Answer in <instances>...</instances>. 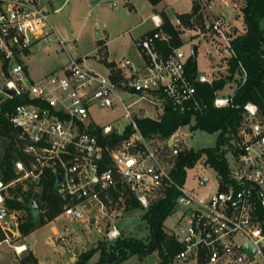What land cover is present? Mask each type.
<instances>
[{
    "label": "built area",
    "instance_id": "1",
    "mask_svg": "<svg viewBox=\"0 0 264 264\" xmlns=\"http://www.w3.org/2000/svg\"><path fill=\"white\" fill-rule=\"evenodd\" d=\"M108 1L116 6L126 0ZM197 2L199 9L190 18L191 23L177 16L171 20L173 26L190 33L193 39L219 44L223 39L229 46L227 12L214 9L219 5L236 9L240 7L238 1ZM51 14L48 0H0V58L11 65L5 87L14 90V94L7 95L29 99L17 104L10 114L24 138L23 149L30 155L29 167L18 160L16 168L37 179L46 173L55 176V191L64 201L61 215L73 220L90 221L91 215L82 204L104 205L102 196L119 183L126 185L144 207L164 195L166 188L175 187L179 191L176 206L182 207L174 231L181 244L175 255L179 264H264V119L257 118L258 105L249 101L244 106L245 115L256 119L243 123L232 141L227 152L228 179L218 173L217 190L206 198H196L175 180V163L166 158L179 154L181 142L169 137L163 143L143 134L137 120L149 116L136 118L123 95L127 92L155 97L162 113L167 106L180 113L201 110L195 82L212 79L205 74L192 76L187 70L195 40L188 38L171 45L172 35L163 28V17L155 13L151 16L154 28L136 40L139 62L129 57L109 59L115 65L108 66L109 72L103 74L88 67L85 57H70L62 68L33 80L24 59L34 45L57 38ZM188 44L191 47L187 52ZM230 101L231 96L219 95L213 100L218 107ZM118 103L131 119L126 129L130 133L124 134L120 142H105L103 138L108 140L117 132L112 125L91 124L90 107H114ZM97 130H101V136ZM14 183L0 178V230L7 242L9 232L19 225L20 211L6 202L12 196L9 186ZM107 234L117 238L121 232L109 225ZM246 242L253 244L254 254L242 247Z\"/></svg>",
    "mask_w": 264,
    "mask_h": 264
},
{
    "label": "rangeland",
    "instance_id": "2",
    "mask_svg": "<svg viewBox=\"0 0 264 264\" xmlns=\"http://www.w3.org/2000/svg\"><path fill=\"white\" fill-rule=\"evenodd\" d=\"M48 8L51 11V22L56 30V39L41 44L34 45L30 52H26L24 59L27 65V74L31 79H37L54 70L62 68L70 59L86 58L85 64L103 74L109 72V67L115 65L114 62H107L110 56L115 59L129 57L135 62H139L140 52L136 40L141 33L154 27L151 15L153 8L166 10L171 17H176L179 13L192 9V0H159L153 3L151 0H126L119 1L118 5H111L108 0H49ZM242 7L245 5L246 0ZM56 9V10H54ZM163 14V11H162ZM237 16V15H236ZM235 18L227 21L225 30L233 25L242 26V19ZM264 28V19L262 20ZM98 32L100 36H98ZM183 40H195L198 44L197 69L194 75L206 74L212 81L229 73L227 58L230 54L226 46V41L212 42L210 39H193L190 33L181 32ZM218 42V41H217ZM191 45L185 46L187 52ZM213 49L212 52L209 49ZM225 54V55H224ZM6 63V65H5ZM11 65L0 58V90L5 87L6 81L10 78L9 70ZM236 88L234 81H230L222 89L217 90L219 96H231ZM125 102L132 114L139 118L141 116L159 117L163 111L161 105L155 97L150 95L123 92ZM8 97L5 93L4 98ZM90 115L94 125H112L118 135L123 136L126 129L131 125V119L125 116V108L120 104L114 107H101L92 105ZM245 115V111H244ZM257 118L264 119L259 110ZM245 115L241 121L243 123L254 121ZM196 122L195 115L192 116L188 124L181 126L170 138H176L181 143V150L194 149L200 151L205 148H212L218 144V131H208L201 128H192ZM164 143L165 138L159 136H149ZM115 140L111 143H117ZM110 142V141H109ZM165 149H167L165 147ZM2 147L0 146V152ZM229 153H226L228 156ZM176 156H167L171 163L176 162ZM16 165V164H15ZM30 163L26 166L29 167ZM17 177L13 186L23 184L28 188L32 184L35 190H39V178L33 175L25 176L24 171H19L15 166ZM219 171L212 166L205 155H202L194 165L186 169L184 181L185 188L196 198H206L218 188ZM209 177L208 180H204ZM104 194V205L100 203H83L84 210L95 217L94 222L89 220H73L66 215H61L62 211L52 220L39 225L29 234L24 236L19 234V229L9 232V242H0V264H19L22 257L27 255L29 249L37 255L42 264H71L75 261L74 255L79 257L82 252L99 247V244H111L116 238H110L107 234L109 225H115L123 235H131L138 238H145L148 233V226L143 214L147 207L138 202L133 204L126 201L122 191ZM38 196L30 200L32 216L37 223H40L41 216L47 220L46 209L41 208ZM41 204L43 200L41 199ZM85 204V205H84ZM19 213V218L21 216ZM182 214V207L175 206L173 212L165 219V225L169 233H174L178 228V218ZM6 237V235H5ZM26 244L27 248L18 252L15 245ZM71 253V254H70ZM100 258V251L95 250L89 257L87 264H96ZM159 255L153 251L140 259L136 254H132L117 264H157ZM108 264V263H104ZM169 264H179L175 257Z\"/></svg>",
    "mask_w": 264,
    "mask_h": 264
},
{
    "label": "trees",
    "instance_id": "3",
    "mask_svg": "<svg viewBox=\"0 0 264 264\" xmlns=\"http://www.w3.org/2000/svg\"><path fill=\"white\" fill-rule=\"evenodd\" d=\"M153 3L159 0H151ZM199 3L193 0V8L190 12L179 13L184 23L190 24V18L198 11ZM163 28L172 37L170 44L179 45L183 42L178 29L173 26L169 15L163 11ZM242 19V26L233 25L228 28L227 34L230 45L227 48L228 71L225 76L214 79L212 82H195L199 97L203 104L201 110H189L180 113L173 108L166 109L159 119L154 117H144L137 120L139 128L146 136H159L169 138L181 126L188 124L193 115L196 122L192 128H201L208 131H218V144L212 148H205L200 151L194 149H184L176 157L175 167L172 174L176 181L184 183L186 169L196 163L205 155L207 160L215 169L228 179L229 165L226 153L232 147V141L236 138L242 119L244 118V106L251 101L258 105L261 114L264 116V0H246L245 5L239 14ZM200 18V17H199ZM198 18V19H199ZM166 48L169 46L166 44ZM6 65V63H5ZM197 69V68H196ZM194 58L192 54L188 58L187 70L190 75H194ZM230 81H234L236 88L231 94V101L228 105L218 107L213 100L217 90L222 89ZM29 100L27 96L14 95L0 100V178L5 182H10L17 177L15 164L21 160L26 166L29 164L30 155L23 149L24 138L20 136V130L10 120V114L15 106L21 102ZM101 136V130H97ZM130 130L126 131V135ZM111 138L103 140L113 142L123 136L112 133ZM125 136V135H124ZM55 176L46 173L39 179V190L34 189L32 184L24 188L23 184H17L10 188L11 197L6 198V202L11 209H17L22 214L19 218L18 229L20 234L26 236L39 225L48 220L54 219L64 207V201L55 191ZM122 191L128 203H141L124 184L119 183L116 189H111L110 193ZM179 191L175 187H168L164 195L153 201L143 214L147 222L148 233L143 238L131 235H123V232L109 246L106 243L99 244V247L82 252L73 264H87L89 257L95 250L100 251V258L96 264H117L132 254H136L140 259L153 251H157L159 261L157 264H169L176 253L181 249V244L174 233H169L165 225V219L173 212L176 206V197ZM38 196L41 208L46 209L47 220L41 216L40 223H37L32 216L30 200ZM41 199L43 204H41ZM5 234L0 230V242L4 240ZM19 264H40L37 256L31 249L27 255L22 257Z\"/></svg>",
    "mask_w": 264,
    "mask_h": 264
},
{
    "label": "crops",
    "instance_id": "4",
    "mask_svg": "<svg viewBox=\"0 0 264 264\" xmlns=\"http://www.w3.org/2000/svg\"><path fill=\"white\" fill-rule=\"evenodd\" d=\"M193 1V0H192ZM236 1H238V3H239V5H240V7L239 8H236V9H233V8H229V7H224L223 5H219V6H217L214 10H215V12L216 11H219V12H227V21H229V20H231V17L234 15V17L236 18L240 13H241V9H242V4H243V2H241V0H236ZM50 1L48 0V3H49ZM193 3V2H192ZM192 8H193V5H192ZM153 14H155V13H158V14H160L161 16L163 15L162 14V11H164V10H159V8L158 7H154L153 8ZM190 11H192V9L190 10ZM190 11H186V12H190ZM165 12H167L166 10H165ZM183 13V12H182ZM152 14V15H153ZM151 15V16H152ZM237 15V16H236ZM178 16V15H177ZM176 16V17H177ZM163 17V16H162ZM170 17V19L171 20H174L176 17H171V16H169ZM238 18H240L241 19V16H239ZM152 19V18H151ZM153 21V20H152ZM153 24H154V22H153ZM155 26V25H154ZM154 28V27H153ZM153 28H151V29H149V30H147L146 32H149V31H151ZM146 32H144V33H146ZM143 33V34H144ZM142 33H141V35H143ZM141 35H139L138 37H140ZM138 39V38H137ZM212 42H214V41H212ZM28 52V51H27ZM29 52H30V50H29ZM225 55V54H224ZM114 58V56H110V59H113ZM115 59V58H114ZM107 62H108V60H107ZM25 64V63H24ZM25 68H26V71L28 70L27 69V65H25ZM202 74H204V73H202ZM206 75V74H205ZM223 96V95H222ZM162 114V113H161ZM19 231V230H18ZM20 234V233H19ZM26 245V244H25ZM17 247H18V245H17ZM26 248H27V246H26ZM25 248V249H26ZM25 249H23V250H25ZM33 250V249H32ZM34 251V250H33ZM35 253V252H34ZM71 254V253H70ZM36 255V254H35ZM37 256V255H36ZM74 257L76 258L75 259V261L77 260V256L76 255H74ZM38 258V257H37ZM38 260H39V258H38ZM75 261H73V262H71V264H73ZM39 263L40 264H42V262H40V260H39Z\"/></svg>",
    "mask_w": 264,
    "mask_h": 264
},
{
    "label": "water",
    "instance_id": "5",
    "mask_svg": "<svg viewBox=\"0 0 264 264\" xmlns=\"http://www.w3.org/2000/svg\"><path fill=\"white\" fill-rule=\"evenodd\" d=\"M92 1H97V0H92ZM98 36H100V33L98 32ZM197 53H198V44L197 43H194L192 45V49H191V54L194 58V69L197 68ZM5 93L7 94H14V90L12 89H9L7 87H4L3 90H0V100L4 98L5 96ZM166 109L168 110L169 107L167 106ZM172 143V139L169 140V144ZM59 179H61V177H59ZM95 221V217L94 216H91L90 218V222H94ZM14 219H12L11 221V226L14 227ZM242 247L247 250L248 252H250L251 254H254L255 253V247L253 246V244L251 242H246L242 245Z\"/></svg>",
    "mask_w": 264,
    "mask_h": 264
},
{
    "label": "bare ground",
    "instance_id": "6",
    "mask_svg": "<svg viewBox=\"0 0 264 264\" xmlns=\"http://www.w3.org/2000/svg\"><path fill=\"white\" fill-rule=\"evenodd\" d=\"M25 248H26V245L25 244H19L17 249L18 250H23Z\"/></svg>",
    "mask_w": 264,
    "mask_h": 264
}]
</instances>
